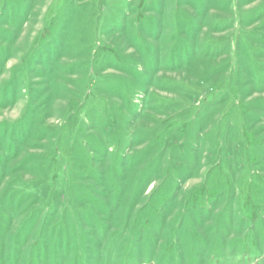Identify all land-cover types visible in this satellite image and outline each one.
Segmentation results:
<instances>
[{
    "label": "rangeland",
    "instance_id": "1",
    "mask_svg": "<svg viewBox=\"0 0 264 264\" xmlns=\"http://www.w3.org/2000/svg\"><path fill=\"white\" fill-rule=\"evenodd\" d=\"M0 264H264V0H0Z\"/></svg>",
    "mask_w": 264,
    "mask_h": 264
}]
</instances>
